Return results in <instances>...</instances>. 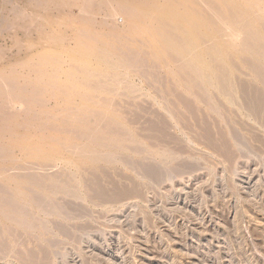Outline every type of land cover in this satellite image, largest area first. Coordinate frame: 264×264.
<instances>
[{
	"label": "rangeland",
	"instance_id": "obj_1",
	"mask_svg": "<svg viewBox=\"0 0 264 264\" xmlns=\"http://www.w3.org/2000/svg\"><path fill=\"white\" fill-rule=\"evenodd\" d=\"M0 33V264H264V0H0Z\"/></svg>",
	"mask_w": 264,
	"mask_h": 264
},
{
	"label": "bare ground",
	"instance_id": "obj_2",
	"mask_svg": "<svg viewBox=\"0 0 264 264\" xmlns=\"http://www.w3.org/2000/svg\"><path fill=\"white\" fill-rule=\"evenodd\" d=\"M17 8V7H16ZM2 10V9H1ZM9 25V24H8ZM7 25V26H8ZM1 34V33H0ZM230 86V85H229ZM234 87V86H233ZM233 87H228V85L227 86H225V87H223V89H225V92L226 93H228L231 97H233V99H235V97L232 95V93H233ZM235 90V89H234ZM236 91V90H235ZM234 94V93H233ZM246 100H244L243 98H242V102H243V100H244V102H243V104L246 106V103H247V105L248 104H250L252 101V99H250V98H245ZM235 101V100H234ZM158 181H160V180H158ZM63 182V181H62ZM61 182V183H62ZM61 183H59V184H61ZM63 183H66L65 181L63 182ZM51 184V183H50ZM58 184V185H59ZM68 184V183H67ZM63 185V184H62ZM96 186H98L99 184H95ZM66 186V185H65ZM70 186H71V184H70ZM73 186V185H72ZM61 188V187H60ZM3 193V192H2ZM7 194V193H6ZM1 196H3L2 194H1ZM8 196V195H7ZM10 197V196H9ZM3 198H5V197H2V199ZM4 200V199H3ZM6 200V201H5ZM4 201H5V203L8 201L7 199H5ZM10 202H12V201H10ZM9 203V202H8ZM8 203H6V204H8ZM10 204V203H9ZM9 204L8 205H4V204H2L4 207L3 208H5V207H7V206H9ZM17 204V203H16ZM11 206H13V208L15 207V204L13 203V205H11ZM17 209H18V206H17ZM17 209L15 210V208H14V210H15V212H17ZM3 210H5V209H3ZM10 211L12 210V211H14L11 207H10V209H9ZM9 210L7 209L6 211H8L9 212ZM18 212H19V210H18ZM11 213V212H10ZM14 214V213H13ZM12 213H11V215H13ZM17 214H19V213H16V216H17ZM10 215V216H11ZM20 215V214H19ZM18 215V216H19ZM13 217V216H12ZM19 218V217H18ZM12 219H14V218H12Z\"/></svg>",
	"mask_w": 264,
	"mask_h": 264
}]
</instances>
